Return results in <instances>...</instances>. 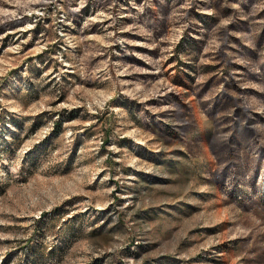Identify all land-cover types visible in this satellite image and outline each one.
Masks as SVG:
<instances>
[{"label":"rangeland","instance_id":"rangeland-1","mask_svg":"<svg viewBox=\"0 0 264 264\" xmlns=\"http://www.w3.org/2000/svg\"><path fill=\"white\" fill-rule=\"evenodd\" d=\"M0 264H264V0H0Z\"/></svg>","mask_w":264,"mask_h":264}]
</instances>
